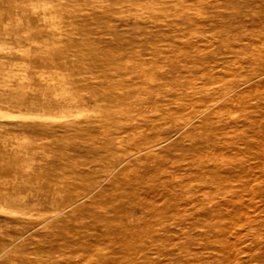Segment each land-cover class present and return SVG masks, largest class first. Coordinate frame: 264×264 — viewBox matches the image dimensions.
<instances>
[{
    "label": "rangeland",
    "instance_id": "obj_1",
    "mask_svg": "<svg viewBox=\"0 0 264 264\" xmlns=\"http://www.w3.org/2000/svg\"><path fill=\"white\" fill-rule=\"evenodd\" d=\"M0 264H264V0H0Z\"/></svg>",
    "mask_w": 264,
    "mask_h": 264
},
{
    "label": "bare ground",
    "instance_id": "obj_2",
    "mask_svg": "<svg viewBox=\"0 0 264 264\" xmlns=\"http://www.w3.org/2000/svg\"><path fill=\"white\" fill-rule=\"evenodd\" d=\"M169 141V140H168Z\"/></svg>",
    "mask_w": 264,
    "mask_h": 264
}]
</instances>
